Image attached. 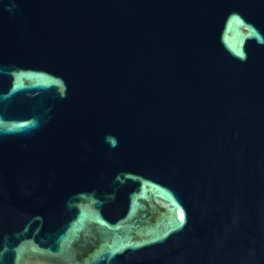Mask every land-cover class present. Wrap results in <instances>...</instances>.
<instances>
[{"label":"water","instance_id":"water-1","mask_svg":"<svg viewBox=\"0 0 264 264\" xmlns=\"http://www.w3.org/2000/svg\"><path fill=\"white\" fill-rule=\"evenodd\" d=\"M0 264H264V0H0Z\"/></svg>","mask_w":264,"mask_h":264}]
</instances>
